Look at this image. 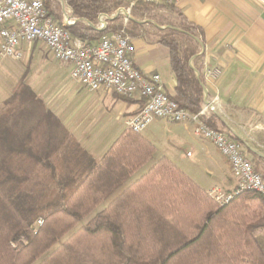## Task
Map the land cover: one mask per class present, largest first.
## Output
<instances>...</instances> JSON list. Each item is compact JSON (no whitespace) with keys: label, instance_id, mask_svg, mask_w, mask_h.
<instances>
[{"label":"trees","instance_id":"obj_1","mask_svg":"<svg viewBox=\"0 0 264 264\" xmlns=\"http://www.w3.org/2000/svg\"><path fill=\"white\" fill-rule=\"evenodd\" d=\"M42 1L47 15L64 22L59 5ZM66 6L72 18L85 17L95 26L100 13L113 15L119 6H129L134 20L124 22L119 15L106 20L102 31L77 20L67 29L88 43L123 29L131 38L165 46L176 79L173 93L166 94L192 113L202 108L204 79L188 65L195 55L192 65L200 71L194 36L203 39L202 34L175 6L142 1L130 6L123 0H66ZM164 14L175 15L166 22ZM144 18L157 25L137 22ZM2 104L0 264H264L257 238L264 229L259 194L247 191L219 205L165 156L130 180L155 153L152 142L126 128L96 160L45 108L24 76ZM204 119L222 130L214 113ZM37 219L41 223L35 226Z\"/></svg>","mask_w":264,"mask_h":264},{"label":"crops","instance_id":"obj_2","mask_svg":"<svg viewBox=\"0 0 264 264\" xmlns=\"http://www.w3.org/2000/svg\"><path fill=\"white\" fill-rule=\"evenodd\" d=\"M173 6L202 34L203 39L199 38L202 45L199 44L197 59L199 72L202 74L205 67L221 69V75L214 81L203 78L207 99L213 105V109L206 113L204 118L208 117L210 112L214 113L218 127L230 138L241 142L245 156L252 161L255 168L264 171V0H180ZM119 7L128 8L129 11V6ZM123 21L125 22V19ZM137 22H151L157 25L149 18ZM99 24L101 26L100 22ZM131 41V58L134 64L143 73H157L164 91L173 93L176 79L170 68L167 48L145 37L131 38ZM40 45L47 50L42 42ZM40 45L38 41L22 44L23 58L27 59V54L31 52L30 59L24 61V64L28 63L29 66L25 70L20 71L15 67L19 60L3 59L0 73L3 74L4 71L6 82L3 84L5 91L0 89V105L11 94L16 82L24 76V81L42 100L45 108L57 117L63 128L81 147L99 160L111 143L126 129L125 120L137 110L139 101L131 98L133 102H128L114 92L104 89L87 90L71 77L69 64L55 60L48 50L50 56H43L38 47ZM10 65L13 66L12 71L7 70ZM14 71H20V75L15 77V81H10L9 75ZM113 110L116 113L109 116V120H116V128L107 129L105 125L96 130L90 128L88 113L99 111L111 114ZM156 120L161 128L172 131L179 138H183V135L179 134L180 129L173 131L171 126H181L188 133L185 139L190 143V139L194 142L197 155L212 167L207 168V174L213 178L217 170L220 175L217 174V180L213 184L204 187L189 168L182 167L165 154L159 157H167L205 191L214 186L224 190L234 187L235 181L228 161L210 141L192 132L193 123L172 124L164 119L159 123V120ZM142 131L140 134L152 142ZM185 154L188 158L193 157L190 151ZM139 170L130 180L137 177ZM111 197L103 201V205L107 204Z\"/></svg>","mask_w":264,"mask_h":264},{"label":"built area","instance_id":"obj_3","mask_svg":"<svg viewBox=\"0 0 264 264\" xmlns=\"http://www.w3.org/2000/svg\"><path fill=\"white\" fill-rule=\"evenodd\" d=\"M128 1L131 6L138 1L176 5L180 0ZM65 25V18L59 24L46 14L42 0H0V59L21 60L22 44L41 41L55 60L70 65L71 77L87 90L104 89L139 101L137 110L125 120L127 129L140 133L156 118L193 123V133L210 141L226 158L235 181L231 190L214 186L207 191L216 203L224 205L247 191L259 194L264 201V176L245 156L240 142L205 122L204 115L211 107L203 104L198 112L192 113L166 94L157 73H143L131 58V37L123 29L88 43L72 37ZM202 74L205 80L214 81L221 75V69L205 67ZM40 223L37 219L34 224Z\"/></svg>","mask_w":264,"mask_h":264},{"label":"rangeland","instance_id":"obj_4","mask_svg":"<svg viewBox=\"0 0 264 264\" xmlns=\"http://www.w3.org/2000/svg\"><path fill=\"white\" fill-rule=\"evenodd\" d=\"M53 4L57 5V6L59 5L60 11L62 13L61 1L60 0H53ZM65 11L70 15V12H69L68 7L66 6V3H65ZM62 15H63V13H62ZM173 16L174 15H170V14L165 15L164 14L163 15L164 21H166V22L169 21L170 19L173 18ZM63 18H64V15H63ZM40 43H41V41H38V45H40ZM38 47L40 49V53L43 56H45V57L50 56L49 52L42 45H40ZM30 53L31 52H29L27 54V59H30V56H31ZM27 59H26V57L22 58L21 60H19L20 62L15 65V67H17L20 71L22 69H24V70L27 69V67H29V66H27L28 63L24 64V61ZM3 63H4L3 59H0V68L3 65ZM9 68L10 69H7V70H9V71L13 70L12 65H10ZM20 71L12 72L9 75V76H11V78L9 80L15 81L16 80L15 77H18L20 75L19 74ZM4 74H5L4 71H3V74L0 73V89H3L5 87V85L3 86V84H5V82H6V78H4L5 77ZM3 91H5V90L3 89ZM1 98H2V96H1ZM0 106H1V108H3L2 103ZM114 113H116L115 110L111 111V114L110 113H106V114L104 113L103 114L99 111H94L93 113L92 112L88 113L87 117L89 118V121H90V125H91L90 128H92L93 130H96L99 126L105 125L106 128L108 127L109 129L113 130L114 128L117 127V122L114 119H111V121H110L109 116L114 115ZM156 119H158L159 123H160V121L162 122L163 118H156ZM156 119H154V121L152 120L146 126V128H144L142 131L143 134H146L148 137H150V140H152V143L156 147V153H154L151 156V158L147 161V163L140 168L138 174L136 173V176L143 173L155 160H157V158L161 154H165L167 157H169L170 159L175 161L177 164H180L182 167L184 166V168L185 167L189 168V170L193 174V176H195L197 179L201 180L204 187H208L211 184H213V182L215 180H217L216 177L218 175H220V171L218 172L217 170H215L213 168L215 170L213 178L207 174V168H212V167H210V165L207 161L203 160L202 157H199L197 155V149H194V146H193L194 142H192L191 139H190L191 143L188 142V140H186L188 137V133L185 130H183L180 125H179L180 127H177L176 125H172L171 128L173 129V131L175 129H180L179 134L183 135V138L176 137L172 131L170 132L166 128H161L160 124L157 123ZM164 120H166V119H164ZM170 122L172 124L183 123V122H173V121H170ZM184 123H191V122L184 121ZM192 132H193V129H192ZM240 144L242 146V150L244 151L243 144L241 142H240ZM187 151H190V153L193 155L192 158L186 157L187 154H185V152H187ZM44 172H48V171L44 170ZM103 206H104L103 203L98 205L91 213H89L87 216L83 217L79 221L77 226H80V225L84 224L85 222H87L94 215V213L97 212L98 210H100ZM257 238H258V240H259V242H260V244L264 250V229H260L257 231Z\"/></svg>","mask_w":264,"mask_h":264},{"label":"water","instance_id":"obj_5","mask_svg":"<svg viewBox=\"0 0 264 264\" xmlns=\"http://www.w3.org/2000/svg\"><path fill=\"white\" fill-rule=\"evenodd\" d=\"M61 1V5H62V13L64 15V18H65V22H66V27H69L70 25H72L75 21L77 20H82L86 23H88L89 25H91L94 29L96 30H104L105 27H106V23L107 21L106 20H112L114 18H116L117 16L119 15H123L126 19H131V20H134V18L129 14V11L127 9H125L124 7H119L115 13L113 15H108L106 13H100L98 15V20L99 22L101 23V26H95L93 23H91L87 18L85 17H80V18H71V16L65 11V3H66V0H60ZM141 22V21H139ZM159 28H165V27H170V25H167V26H159ZM176 28V27H174ZM177 30H181L179 28H176ZM194 39L200 44L202 45L201 41L199 38L195 37L194 36ZM195 57V55L191 56L189 61H188V65L193 69L196 77L199 79V75H200V72L199 70H197L195 67H193L192 65V60L193 58ZM200 84H201V87H202V91H203V103L205 105H208L209 107H211V109H213V105L209 102V100L207 99V89L205 87V84L200 81Z\"/></svg>","mask_w":264,"mask_h":264}]
</instances>
